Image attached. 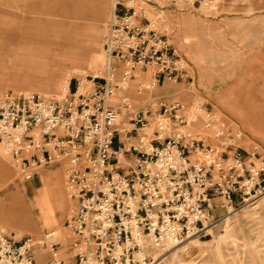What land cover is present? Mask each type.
Segmentation results:
<instances>
[{"label":"built area","instance_id":"2783aa9c","mask_svg":"<svg viewBox=\"0 0 264 264\" xmlns=\"http://www.w3.org/2000/svg\"><path fill=\"white\" fill-rule=\"evenodd\" d=\"M123 1L108 24L102 76L74 78L58 97H0L1 152L25 181L62 165L73 207L65 240L53 230L18 241L0 232V264H154L207 237L217 212L264 197V158L233 149L230 125L203 106L136 109L126 96L113 104L136 73L151 70L139 95L190 79L149 10L157 18L184 7L216 10L218 0Z\"/></svg>","mask_w":264,"mask_h":264},{"label":"rangeland","instance_id":"374dc122","mask_svg":"<svg viewBox=\"0 0 264 264\" xmlns=\"http://www.w3.org/2000/svg\"><path fill=\"white\" fill-rule=\"evenodd\" d=\"M123 3V0H20V8L11 11L43 22L55 21L66 28L72 26L71 31L79 35L78 43H86L94 36V64L80 68L68 64L63 72L66 80L65 77L62 79L58 91L45 95L37 87V82L13 79L9 74L10 62L0 60V97L9 95L17 99L30 94L58 97L64 93L63 86L67 79L69 83L82 75L102 76L106 63L102 47L108 24L113 13L121 11L118 4ZM62 11H67L69 17L49 15ZM74 11H79L82 17H70ZM95 11L101 13L99 18L95 17ZM147 17L156 21L161 35L171 40L177 54L190 70V79L160 83L153 90L139 95L138 86L145 87L151 82V70L136 73V79L128 83L126 92H117L113 104H119L126 96L136 109L149 107L155 111L160 102L167 105L184 104L190 111H193V104L201 105L230 125L229 143L233 149L247 152L255 149L264 158V0H218L216 10L204 6L184 7L166 10L160 18L151 9ZM63 36L60 34L57 39ZM50 178L51 185L56 189L55 185L60 183L64 193V205L61 195H55L54 209L64 207V212H55V223L52 224L57 228H48L44 233L53 230L65 240L68 234L63 226L71 216L73 207L65 193L63 166L44 167L38 170L33 180L25 181L17 175L0 149L1 233L14 241L28 236H42L38 230L23 231L13 227V223L26 221L24 215L18 214L15 199L26 203L36 227L38 223H45L40 219L42 212L46 221L52 214L47 210L31 208L32 201L35 206L38 203L30 193L35 195L44 184L42 180ZM10 200L12 217L7 210ZM216 214L220 219L207 237L189 239L171 248L154 264H264V197L230 214ZM44 262L42 259L39 264Z\"/></svg>","mask_w":264,"mask_h":264},{"label":"crops","instance_id":"0c3cea01","mask_svg":"<svg viewBox=\"0 0 264 264\" xmlns=\"http://www.w3.org/2000/svg\"><path fill=\"white\" fill-rule=\"evenodd\" d=\"M40 1V0H39ZM40 3H38L39 5ZM20 8V0H0V60L9 61L10 76L16 81L37 82L39 90L45 95H53L60 88L62 79L65 77L64 70L70 64L75 68L84 65H93L92 55L96 52V38L94 36L86 43H78V34L71 31L72 26L68 28L65 25H59L55 21H41L35 17L27 18L20 15L17 11ZM49 15L66 17L67 11L56 14L52 12ZM70 17L81 18L82 14L74 11ZM101 13L95 11V17L99 18ZM69 17V16H68ZM9 20L11 21L9 23ZM63 34V38L57 39V36ZM37 176V174L35 175ZM35 178V177H34ZM52 179L42 180V188L36 194L30 193V196L38 203L35 206L30 203L34 209L47 210L51 218L46 221L43 212L40 219L45 223H55V212H64V207L54 209L56 202L55 195L60 194L64 205V193L60 183L52 186ZM32 186V185H31ZM27 198H29L27 196ZM17 201L18 214L24 215L26 221L22 224L13 223V227L23 231L42 232L48 228H57V225H45L38 223L37 227L30 210L22 200ZM39 201V202H38ZM12 200L8 203V213L12 217ZM54 209V210H53ZM42 259L40 258L39 261Z\"/></svg>","mask_w":264,"mask_h":264},{"label":"bare ground","instance_id":"6f19581e","mask_svg":"<svg viewBox=\"0 0 264 264\" xmlns=\"http://www.w3.org/2000/svg\"><path fill=\"white\" fill-rule=\"evenodd\" d=\"M65 80H66V78H65ZM67 85H68V79H67V81L64 83V86H63V89H64V90H66ZM61 86H62V85H61Z\"/></svg>","mask_w":264,"mask_h":264}]
</instances>
